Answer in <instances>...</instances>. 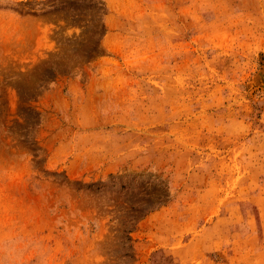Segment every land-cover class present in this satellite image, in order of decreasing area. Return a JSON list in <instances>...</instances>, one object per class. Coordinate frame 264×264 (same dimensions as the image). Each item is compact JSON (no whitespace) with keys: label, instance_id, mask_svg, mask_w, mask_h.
<instances>
[{"label":"rangeland","instance_id":"rangeland-1","mask_svg":"<svg viewBox=\"0 0 264 264\" xmlns=\"http://www.w3.org/2000/svg\"><path fill=\"white\" fill-rule=\"evenodd\" d=\"M264 0H0V264H264Z\"/></svg>","mask_w":264,"mask_h":264},{"label":"bare ground","instance_id":"bare-ground-1","mask_svg":"<svg viewBox=\"0 0 264 264\" xmlns=\"http://www.w3.org/2000/svg\"><path fill=\"white\" fill-rule=\"evenodd\" d=\"M264 72V71H263Z\"/></svg>","mask_w":264,"mask_h":264}]
</instances>
